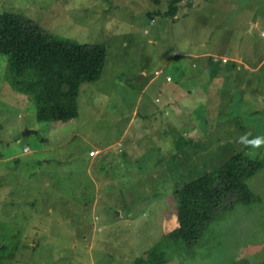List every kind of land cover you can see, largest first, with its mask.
Here are the masks:
<instances>
[{
	"label": "rangeland",
	"instance_id": "374dc122",
	"mask_svg": "<svg viewBox=\"0 0 264 264\" xmlns=\"http://www.w3.org/2000/svg\"><path fill=\"white\" fill-rule=\"evenodd\" d=\"M168 5L0 0V14H25L53 39L107 49L66 122L35 120L0 55V264H134L158 247L162 264H264V148L237 143L264 136V64H248L264 52V0H185L177 15L157 14ZM202 52L235 74L210 78ZM236 155L259 165L251 201L194 247L174 241L176 192Z\"/></svg>",
	"mask_w": 264,
	"mask_h": 264
},
{
	"label": "trees",
	"instance_id": "16d2710c",
	"mask_svg": "<svg viewBox=\"0 0 264 264\" xmlns=\"http://www.w3.org/2000/svg\"><path fill=\"white\" fill-rule=\"evenodd\" d=\"M183 1L169 0L168 9L157 14L175 16ZM0 55L9 60L10 87L36 105L39 121L75 119L81 86L100 80L107 63L104 44L53 39L25 14L12 12L0 14ZM208 69L210 78H224L233 74L235 66H221L210 59ZM257 168L259 165L236 155L223 169L199 176L178 190L175 201L179 227L171 235L173 240L190 249L202 240L217 216L234 204L250 202L246 180ZM230 197L235 200L230 202ZM162 263L158 247L146 254V260L139 258L134 264Z\"/></svg>",
	"mask_w": 264,
	"mask_h": 264
},
{
	"label": "crops",
	"instance_id": "0c3cea01",
	"mask_svg": "<svg viewBox=\"0 0 264 264\" xmlns=\"http://www.w3.org/2000/svg\"><path fill=\"white\" fill-rule=\"evenodd\" d=\"M194 1V0H193ZM194 3V2H193ZM257 24V22H255V23H253V26L254 25H256ZM261 34L264 36V27L262 28V30H261ZM201 45V44H200ZM205 45V44H204ZM210 53H207V52H202V53H199L196 57L197 58H207V62L209 63V61H210V58H212V57H210ZM230 60V62H232V60L231 59H229ZM260 61V62H259ZM214 62V61H213ZM234 62H236V61H234ZM229 63V62H228ZM227 63V64H228ZM249 65H256L255 66V68H254V70H256V68H259L262 64H264V52H261V54L258 56V57H255V59H253V61L252 62H249L248 63ZM259 64V65H258ZM221 65V64H220ZM226 65V64H225ZM258 65V66H257ZM221 66H223V65H221ZM208 68V67H207ZM161 72V71H160ZM233 74H235V71H233ZM11 88V87H10ZM12 89V88H11ZM19 93V92H18ZM21 94V93H20ZM168 95H169V93H167ZM24 98H26L27 99V97L25 96V95H23V94H21ZM174 96H176V101H180L181 99V97L183 96V95H179L177 92H175L174 93ZM192 96H193V93H192ZM28 100V99H27ZM259 100H264V98L261 96V98H259ZM182 101V100H181ZM28 102H30L29 100H28ZM30 103H32V102H30ZM37 118H36V113H35V120H36ZM38 120V119H37ZM52 121H60V120H52ZM61 122H63V121H61ZM28 132H33V131H24V133H28ZM27 149V151H24V149ZM30 154V150H29V148L27 147V146H24L23 148H22V151L20 152V153H18L17 155H14V156H11L12 157V160H17L18 159V157L19 158H25V156L26 155H29ZM2 155H3V153L2 152H0V163H2V162H4V159H2L3 157H2ZM26 160H31V159H26ZM31 163H34V161L32 160V161H30Z\"/></svg>",
	"mask_w": 264,
	"mask_h": 264
},
{
	"label": "clouds",
	"instance_id": "9594fccd",
	"mask_svg": "<svg viewBox=\"0 0 264 264\" xmlns=\"http://www.w3.org/2000/svg\"><path fill=\"white\" fill-rule=\"evenodd\" d=\"M237 143L244 146L245 148L259 150L261 148H264V136H252L251 132H245L238 137ZM176 226L179 227L178 224Z\"/></svg>",
	"mask_w": 264,
	"mask_h": 264
},
{
	"label": "built area",
	"instance_id": "2783aa9c",
	"mask_svg": "<svg viewBox=\"0 0 264 264\" xmlns=\"http://www.w3.org/2000/svg\"><path fill=\"white\" fill-rule=\"evenodd\" d=\"M161 74H162L161 72H160V74H159V72H155L156 76H160ZM166 80L171 81V79H169V77H167ZM24 151H27V149L25 148Z\"/></svg>",
	"mask_w": 264,
	"mask_h": 264
}]
</instances>
